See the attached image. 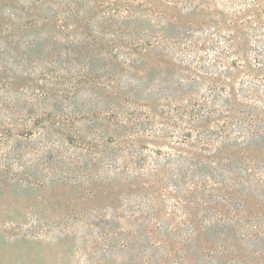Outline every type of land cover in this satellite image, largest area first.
<instances>
[{"label": "rangeland", "instance_id": "374dc122", "mask_svg": "<svg viewBox=\"0 0 264 264\" xmlns=\"http://www.w3.org/2000/svg\"><path fill=\"white\" fill-rule=\"evenodd\" d=\"M254 1L0 0V264H264Z\"/></svg>", "mask_w": 264, "mask_h": 264}, {"label": "trees", "instance_id": "16d2710c", "mask_svg": "<svg viewBox=\"0 0 264 264\" xmlns=\"http://www.w3.org/2000/svg\"><path fill=\"white\" fill-rule=\"evenodd\" d=\"M251 11H252V15H250L248 19L249 20L248 22L250 23V25L251 26L258 25L259 30H264V0H255L254 3H252ZM235 40H236V36L233 35V37H231V42H230L231 49L232 48L236 49L237 45L235 43ZM141 41L144 42V40H140L139 46L142 44ZM148 42H151V41H148ZM259 44H260V47H262L264 50V40L263 39L259 40ZM258 64L264 66V59L259 60Z\"/></svg>", "mask_w": 264, "mask_h": 264}]
</instances>
